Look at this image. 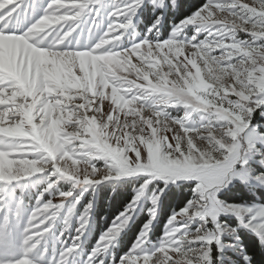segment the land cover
<instances>
[{"label":"snow or ice","instance_id":"1","mask_svg":"<svg viewBox=\"0 0 264 264\" xmlns=\"http://www.w3.org/2000/svg\"><path fill=\"white\" fill-rule=\"evenodd\" d=\"M0 264H264V0H0Z\"/></svg>","mask_w":264,"mask_h":264},{"label":"trees","instance_id":"2","mask_svg":"<svg viewBox=\"0 0 264 264\" xmlns=\"http://www.w3.org/2000/svg\"><path fill=\"white\" fill-rule=\"evenodd\" d=\"M182 2V11L187 10L190 5H197L201 0H181Z\"/></svg>","mask_w":264,"mask_h":264}]
</instances>
